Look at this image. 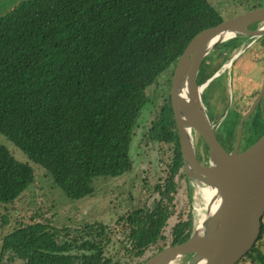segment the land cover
<instances>
[{
	"label": "trees",
	"instance_id": "1",
	"mask_svg": "<svg viewBox=\"0 0 264 264\" xmlns=\"http://www.w3.org/2000/svg\"><path fill=\"white\" fill-rule=\"evenodd\" d=\"M224 20L210 0H24L0 16V135L69 198L93 195L95 179L133 171L136 129L154 104L150 89L200 32ZM208 78L203 67L198 84ZM147 135L172 153L154 188L160 202L121 218L133 246L127 256L143 261L152 248H166L160 243L173 212L163 202L174 200L175 178L185 176L170 96ZM36 179L29 163L0 144V204L14 205ZM30 219L3 237L0 264H124L107 258L111 238L100 224L72 230ZM193 229L191 216L179 221L170 245ZM263 234L262 225L238 264H264Z\"/></svg>",
	"mask_w": 264,
	"mask_h": 264
},
{
	"label": "water",
	"instance_id": "2",
	"mask_svg": "<svg viewBox=\"0 0 264 264\" xmlns=\"http://www.w3.org/2000/svg\"><path fill=\"white\" fill-rule=\"evenodd\" d=\"M264 6L200 32L176 63L171 106L187 178L212 193L189 239L156 253L143 264H238L256 245L264 219V135L239 153L240 139L228 152L218 140L198 84L204 60L232 38L264 36ZM243 121L239 127L241 136ZM193 133L208 148V163L197 157Z\"/></svg>",
	"mask_w": 264,
	"mask_h": 264
},
{
	"label": "rangeland",
	"instance_id": "3",
	"mask_svg": "<svg viewBox=\"0 0 264 264\" xmlns=\"http://www.w3.org/2000/svg\"><path fill=\"white\" fill-rule=\"evenodd\" d=\"M23 1L0 0V16L5 15L12 7ZM210 1L225 20L264 6V0ZM210 55L206 58V61L210 58ZM174 69L171 68L162 74L157 84L149 91L154 104L146 111V113H149L146 121L141 123L136 129L132 147L133 171L119 178L99 177L95 179L93 184L94 194L84 199L74 200L69 198L60 187L54 184L52 177L45 170L31 162L22 151L0 135V144L7 146L19 161L29 163L37 176L35 183L22 194L14 205L11 203L0 204V250L3 237L21 224H30L31 217H35L36 221L42 223L50 220V223L59 229L65 227L71 229L83 228L88 224L103 222L107 226L113 227L121 216L128 214L130 211L141 207L154 208L155 204L160 201V196L154 188L156 185L162 184L166 178V170L168 168L165 166L164 161L171 156L172 148L149 138L147 134L152 127L153 121L158 116L160 107L170 96ZM207 74L210 75L211 72H207ZM224 83H226V80H224ZM214 94L213 89L210 88L204 97L205 107L211 117H213V114L210 105ZM229 95H226L227 99ZM143 117L144 114L142 115ZM220 117L221 115L217 119L219 120ZM218 127L222 129L224 125H220L217 122L216 128L218 129ZM193 138L196 150L201 157H204L206 154L204 142L195 133H193ZM223 143L227 145L225 141ZM175 183L177 184V191L174 195V200L163 202L173 212L164 229L166 241L160 243V245L165 243L166 247L171 246L173 227L181 220H188L191 215L196 225L205 207L203 198L196 191L194 184L187 178L186 174L185 176L177 175ZM117 226V230L112 234V243L107 248V258H112L114 262L121 261L124 264H139L141 262L143 264L146 260L143 261V259L127 256L123 247L125 244L128 245L126 237L128 231H125L123 224L120 222H117ZM259 249L264 255V234L259 242ZM156 250L157 248H152L148 257L155 255L157 253ZM188 260L185 259L180 264H186ZM2 264L7 263L3 262ZM241 264L258 263H253L252 260L247 259Z\"/></svg>",
	"mask_w": 264,
	"mask_h": 264
},
{
	"label": "flooded vegetation",
	"instance_id": "4",
	"mask_svg": "<svg viewBox=\"0 0 264 264\" xmlns=\"http://www.w3.org/2000/svg\"><path fill=\"white\" fill-rule=\"evenodd\" d=\"M263 26L264 23L257 24L251 27V30L260 29ZM207 61L206 59L204 60L201 69L204 67L206 72H211L210 78L205 82L211 81L204 89L203 100L207 90L210 88H212L215 93L214 97L211 99L210 105L213 117L207 112L209 119L215 128L218 140L226 151L230 152L234 150L238 139H240L237 151L239 153L244 152L264 135V36L260 38H232L226 43L216 47ZM224 80H226V83L223 84ZM228 94L230 95L227 99L226 95ZM219 115H221V117L218 120L217 117ZM242 121L241 136L239 138V127ZM217 122H219L220 125H224V128L220 129L218 127L217 129ZM220 138L224 140L227 145H225L223 143L224 141L222 142ZM196 154L198 160L202 164L206 165L208 163V160H204L197 150ZM192 184H194L193 186L197 191L199 184L195 182H192ZM166 201L167 200H165V202ZM159 202L160 201L157 203ZM163 206L165 207L164 204ZM138 209L139 208L136 210ZM136 210L121 216L113 227L107 226L104 222L97 224L107 228L106 233L110 235L112 243V234L115 233L118 227L117 222H122L121 218L133 216ZM152 210L153 208L150 209V211ZM191 218L193 221L192 215ZM193 225H195L194 221ZM75 229L82 228H73L72 230ZM125 246L123 247L124 250H132L133 248L132 244H129V242L128 245L125 244ZM128 255L130 257V254Z\"/></svg>",
	"mask_w": 264,
	"mask_h": 264
},
{
	"label": "bare ground",
	"instance_id": "5",
	"mask_svg": "<svg viewBox=\"0 0 264 264\" xmlns=\"http://www.w3.org/2000/svg\"><path fill=\"white\" fill-rule=\"evenodd\" d=\"M197 192L203 198L204 202H206V197L208 199H210L212 197V193L210 191H208L205 187L201 186V185H198ZM206 204L207 203H205V207H206ZM205 207H204V210H205ZM204 210L202 211V213L200 215H202L204 213Z\"/></svg>",
	"mask_w": 264,
	"mask_h": 264
}]
</instances>
